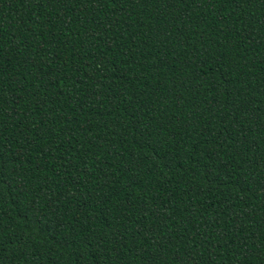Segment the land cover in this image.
I'll list each match as a JSON object with an SVG mask.
<instances>
[{
    "label": "trees",
    "instance_id": "obj_1",
    "mask_svg": "<svg viewBox=\"0 0 264 264\" xmlns=\"http://www.w3.org/2000/svg\"><path fill=\"white\" fill-rule=\"evenodd\" d=\"M0 264H264V0H0Z\"/></svg>",
    "mask_w": 264,
    "mask_h": 264
}]
</instances>
